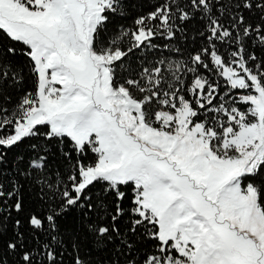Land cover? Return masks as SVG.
I'll use <instances>...</instances> for the list:
<instances>
[{"label":"snow or ice","instance_id":"1","mask_svg":"<svg viewBox=\"0 0 264 264\" xmlns=\"http://www.w3.org/2000/svg\"><path fill=\"white\" fill-rule=\"evenodd\" d=\"M0 264H264V0H0Z\"/></svg>","mask_w":264,"mask_h":264}]
</instances>
